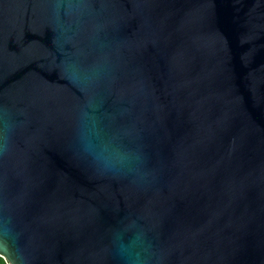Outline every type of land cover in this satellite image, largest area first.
Returning <instances> with one entry per match:
<instances>
[{"label":"water","instance_id":"95a60500","mask_svg":"<svg viewBox=\"0 0 264 264\" xmlns=\"http://www.w3.org/2000/svg\"><path fill=\"white\" fill-rule=\"evenodd\" d=\"M8 264H264V0H0Z\"/></svg>","mask_w":264,"mask_h":264},{"label":"trees","instance_id":"16d2710c","mask_svg":"<svg viewBox=\"0 0 264 264\" xmlns=\"http://www.w3.org/2000/svg\"><path fill=\"white\" fill-rule=\"evenodd\" d=\"M0 264H8L2 256H0Z\"/></svg>","mask_w":264,"mask_h":264}]
</instances>
